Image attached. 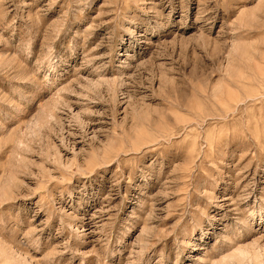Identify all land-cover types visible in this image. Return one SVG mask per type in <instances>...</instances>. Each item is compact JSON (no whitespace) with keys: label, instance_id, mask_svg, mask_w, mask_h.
I'll use <instances>...</instances> for the list:
<instances>
[{"label":"rangeland","instance_id":"1","mask_svg":"<svg viewBox=\"0 0 264 264\" xmlns=\"http://www.w3.org/2000/svg\"><path fill=\"white\" fill-rule=\"evenodd\" d=\"M0 264H264V0H0Z\"/></svg>","mask_w":264,"mask_h":264}]
</instances>
